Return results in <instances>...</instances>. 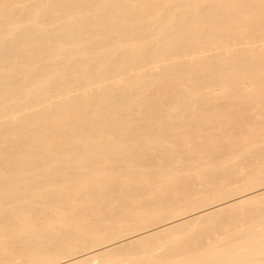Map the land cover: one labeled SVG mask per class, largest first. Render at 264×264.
<instances>
[{
  "label": "bare ground",
  "instance_id": "bare-ground-1",
  "mask_svg": "<svg viewBox=\"0 0 264 264\" xmlns=\"http://www.w3.org/2000/svg\"><path fill=\"white\" fill-rule=\"evenodd\" d=\"M0 264H264V0H0Z\"/></svg>",
  "mask_w": 264,
  "mask_h": 264
}]
</instances>
